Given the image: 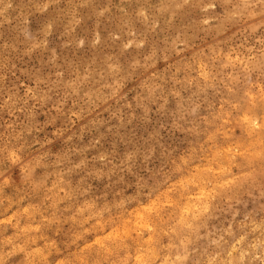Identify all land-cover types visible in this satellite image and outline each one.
<instances>
[{"label": "rangeland", "instance_id": "374dc122", "mask_svg": "<svg viewBox=\"0 0 264 264\" xmlns=\"http://www.w3.org/2000/svg\"><path fill=\"white\" fill-rule=\"evenodd\" d=\"M0 264H264V0H0Z\"/></svg>", "mask_w": 264, "mask_h": 264}, {"label": "bare ground", "instance_id": "6f19581e", "mask_svg": "<svg viewBox=\"0 0 264 264\" xmlns=\"http://www.w3.org/2000/svg\"><path fill=\"white\" fill-rule=\"evenodd\" d=\"M262 137V136H261ZM259 149V148H258Z\"/></svg>", "mask_w": 264, "mask_h": 264}]
</instances>
